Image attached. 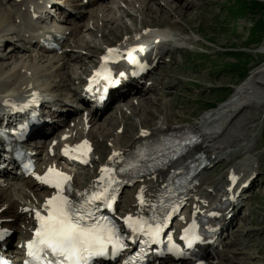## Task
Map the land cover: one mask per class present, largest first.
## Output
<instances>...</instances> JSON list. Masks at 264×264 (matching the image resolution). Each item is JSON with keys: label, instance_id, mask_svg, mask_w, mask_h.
Listing matches in <instances>:
<instances>
[{"label": "bare ground", "instance_id": "1", "mask_svg": "<svg viewBox=\"0 0 264 264\" xmlns=\"http://www.w3.org/2000/svg\"><path fill=\"white\" fill-rule=\"evenodd\" d=\"M103 1L104 0L94 1L93 4L96 5V8L92 10V12L96 10L95 14L97 17L100 16L102 19L106 17L104 18L105 20L112 21L118 24L117 27L129 31V27L122 20H118L112 16L108 17V15L110 13L116 14V10H119L121 11L120 16L122 14L123 16L130 17L133 14L132 8L128 9L127 6L138 0H111L109 4H102ZM146 1L147 3L157 1L159 4L161 2L160 0ZM174 1L175 3H179V5L175 4V6H170V9L179 15H185L186 13V10L182 8L196 4L193 0H170V2ZM50 2L54 7H58V9L62 10L66 8L56 4L53 0H1L0 5L2 3L9 6L8 11L0 7V37L3 38L1 46L4 44V41H6L7 35L12 34L18 36L19 39H22L27 44L28 42H33L35 46L29 45L35 50L45 51V48L39 47V44L42 43L40 40L44 39V35H46L47 26L44 25H61L57 26L55 29H51L56 32V34L51 37L55 39L58 44L61 43L66 34L70 38L77 36L78 33L83 31V26L86 30L93 29L90 25L82 24L80 18H76L73 25L66 24L68 23L67 17L60 20V17H63L60 12L59 18L51 16L48 21L44 20L43 17L50 12V8L48 9L47 6ZM68 2L72 4L74 0H67V4ZM76 2L80 5L79 1ZM87 2L88 0L86 3ZM183 3H185L184 6H181L180 4ZM79 5L76 6L79 7ZM108 5L110 6L107 7ZM150 5V3L147 4L145 8L152 10L149 7ZM101 6H104V8L107 7V9L99 10ZM111 7L115 8V13L114 9L112 10ZM83 8V10H86L88 7L84 6ZM41 12H45L46 14H41ZM130 20L132 21V18H130ZM192 20L193 17H190L187 13V15H185V21L192 22ZM19 22L27 27L26 30H21L16 26ZM164 23H166L165 19L159 21V24ZM134 30L133 33L131 31H126L128 37L124 38L116 45H110V43L105 42L102 47L94 41H83V43L73 42L75 43L73 46L65 43L67 46L61 47V57L55 54L45 57L44 55L38 54V52L33 53L29 51V49H25L26 46H24L23 49H20L18 46H13L9 51L13 53V56L12 53L9 56L10 58L13 57V60L10 62L6 61V63L0 62V103L9 108V111L6 113L9 115V112L15 109L13 100H10L13 99L14 95L26 97L33 89L41 91L42 96L38 97L39 113L34 109L35 112L33 115L38 118V128L44 127L43 130H40V133L43 135L45 132L49 131L51 132V137H53L52 141H49L51 145L47 146L46 149L37 150L38 154L36 157L42 162L39 163L37 169L32 174L25 176L22 173H17V171L15 173L5 170V172L0 175V222L3 227L8 226L14 228L15 232L18 231V236L27 235L31 226L33 214L39 210L48 199L56 194L57 190L47 188L44 182L37 179L38 176L43 177L42 174L46 166L64 165L65 163L77 168L82 164L92 166V170L86 173L88 177L83 181L81 180L79 186L74 187L72 195L79 197L85 192V188L95 186L101 180L103 176L101 167L103 165L105 168L113 169L121 163L125 153L133 149L134 146L144 138L153 135H163L167 131H178L181 129L180 126L184 125L167 123L168 117L175 115L172 108L180 103L178 93H173L174 97L170 99L169 105L165 108L163 112L164 118L162 120L144 126L141 121L139 125L126 122L125 125L130 129L129 134H125L124 130L121 133L114 131L111 134L104 133L103 131L101 136H109L108 140L110 143L102 146L98 156L95 157L96 152H94V149L96 146L95 148L91 147V149H89L88 145H86L80 149H76V146L82 145L83 141L80 140V138L72 136V134L78 132L92 138L95 137L96 134L92 131V126L94 123L98 122L101 109L106 108V104L110 101L104 103L102 106L95 103V100L92 101V106H90L89 101H86L84 109L88 110V113L85 118L74 115V113L79 114V116L81 115V111L76 110L68 113L63 118L64 125L62 123L53 122L48 124L46 122V120L52 119V114L54 113L50 114L51 112H45V109L43 110L42 105L49 103L47 101L49 98L46 99L43 97L44 95H49L48 97H60L59 100L58 98H54L52 106L60 110L70 111L71 108L67 107V103H64V101H67L68 94L70 91H73L77 95L81 93V91L73 88L72 80L74 77H70L64 69L68 66L69 61H82L83 48L84 46H90V44L94 47L99 45L100 49L97 60L92 65V68L109 59H114L117 65V72L123 73L125 77L123 81L128 83L127 89H131L134 93L142 95L149 90L156 91L157 87L160 85L161 91L159 92L158 101L170 94L169 88L172 84H176L175 78H170L163 84L160 80L142 81L140 78H142L143 74L140 77H134L127 72H137V70L134 69L137 65L142 67L148 66L147 71H152V69L157 66H162L161 62L164 59V52H166L163 48H170L171 45L175 43L183 44L186 39L165 29L154 30V26H149L143 19L139 28H135ZM57 35L60 36V38H57ZM102 35L103 34H101V36ZM117 36L118 35L115 37ZM37 37H39L40 40H36ZM140 41H144L143 44L139 45ZM47 43L50 44L49 40ZM110 49L113 51L109 52ZM131 51L142 52L136 59V62L127 57L128 53ZM15 54H20L18 59H16ZM105 57H107V59H104ZM44 63H47V65L38 70ZM85 68L84 64L81 63V70H79V72H82ZM250 72V75H247L244 80L238 84L232 85L233 91L225 101L209 108L204 114L194 120V122L187 124L188 127L186 128L193 129L194 138L197 139L194 146L195 149L190 153L188 158H191L193 154L201 151L204 154L205 165L197 174V181L192 186L191 195L185 203L187 211L184 213L183 219L179 221L176 229H179L184 223L195 222L201 214L197 209L198 206L200 204L203 205L210 198H212L214 202H221L227 199L230 200L229 204L216 208L212 213L214 216L209 215L216 221L215 229L217 231L216 238L219 237L218 241H220L223 236L225 225L231 223V221L237 217V206L233 204L234 200L237 199L241 186L246 183H249V186L251 185V181L253 180L252 177L258 166L257 161L246 154L248 152L250 153V151H248L249 149H247V145L251 141L250 138L260 129L259 126L252 124V114L250 113L258 109L264 111V62L254 67ZM167 75L166 72L163 74V76ZM42 77L49 79L46 83V87L41 84L40 79ZM58 77H62V80L59 81L66 82L60 84L57 79ZM59 89L66 90V94L63 96V93H58ZM120 93L122 92L117 93V95H120ZM30 97L34 98L35 95H31ZM133 98H136V96L134 95ZM131 104H134V102L132 101ZM28 109H31V106L26 107L24 110L16 109V115L20 116L28 111ZM89 125L92 126L90 127ZM142 133H147V135H142ZM26 142H28V140H26ZM101 143L102 141H98V146H100ZM62 148L68 149V153L64 154L61 151ZM92 151L94 154H92ZM85 152L86 155H84ZM48 153L51 155L44 161L42 156L48 155ZM113 153H119V156H113ZM69 154L77 155L80 158H70L67 156ZM109 157H112V159H109ZM188 158L182 159V161H179L177 164L187 162ZM221 158H224L227 164L234 161V159H239L228 168L225 178L206 182L208 170L219 162ZM85 161L87 162L85 163ZM81 168L82 166L80 169ZM167 172L168 170L156 171L151 175L143 176L131 182L129 185L136 183L134 186H131L134 190L132 194L134 197H132V200L128 204L120 207L118 212L135 214L141 208L144 201L152 198L162 190L160 186L163 185ZM231 177H235L237 182L233 185H228V183L233 182L230 180ZM11 180L21 181V186ZM40 190L42 191L41 194ZM121 191L122 188L120 189V192ZM121 196L122 195H120V198ZM141 199H143V203H141ZM230 213L232 214L229 217ZM220 226L222 230H220ZM3 241L7 242V247L11 246L15 251L19 250L17 248L18 241L15 245H12L7 231H5V238ZM218 248L217 246L209 248L206 252V259L210 261L219 259L217 264H219V262L222 264V258L220 257Z\"/></svg>", "mask_w": 264, "mask_h": 264}, {"label": "rangeland", "instance_id": "2", "mask_svg": "<svg viewBox=\"0 0 264 264\" xmlns=\"http://www.w3.org/2000/svg\"><path fill=\"white\" fill-rule=\"evenodd\" d=\"M55 1L62 3V0ZM76 1H79L80 5ZM94 1L97 0H88L87 3H84L83 0H74L70 5L67 16L68 23L66 24L73 25L75 18H80L82 24L90 25L93 29L86 30L83 26V31L74 38L67 35L65 42L61 45L62 47L70 44L73 46L75 45L73 42L83 43V41H94L102 47L105 42L116 45L128 37L127 32L131 31L133 33L135 28H139L142 19L149 26H154V30L165 29L186 39L183 44L175 43L170 48L164 47L163 50L166 52H164V59L161 62L162 66H157L150 76L147 74L146 77L142 78L144 81L160 80L163 84L168 79L175 78L176 84L171 85L168 96L158 101L159 92L161 91L160 85L156 91L149 90L142 95L136 94L132 90L124 91L120 95L116 93L106 105V108L101 110L98 122L94 123L93 126L89 125L92 126V131L96 134L95 137L92 138L78 132L72 134V136L80 138L83 142L87 141L89 149L96 146V150L94 149V152H96L95 157L98 156L102 146L110 143L109 136H101L103 131L111 134L114 131L121 133L124 130L125 134H129L130 129L125 125L126 122L138 125L142 122L144 126L162 120L164 118L163 112L175 93H178L180 103L172 108L175 115L169 116L167 123L173 125L184 124L181 126H186L188 123L194 122L209 108L225 101L233 91L232 85L244 80L247 75H250V71L254 67L264 62V0H193L196 4L182 8L186 10L185 15L188 13L190 17H193L192 22L185 21V15H179L171 11L170 6L179 5L175 1L160 0L159 4L157 1L147 3L146 0H138L127 6L128 9L132 8L133 14L130 17L122 14L120 16L121 11L119 10H116V14L110 13L108 15V17L112 16L122 20L129 27V31L117 27L118 24L112 21L105 20L106 17L103 19L100 16L97 17L96 10L92 12L96 8V5L93 4ZM110 1L104 0L102 4H109ZM149 3L152 10L145 8ZM184 4L180 5L184 6ZM76 5H79V7ZM84 6L88 8L83 10ZM0 7L6 9V11L9 9L7 4L1 3ZM107 7L101 6L99 10H106ZM111 9H114L115 13V8L111 7ZM48 14L56 17V14L59 15V11L54 7ZM130 18H132V21ZM161 19H165L166 23L159 24ZM16 26L22 29L21 23H17ZM101 34L103 35L101 36ZM116 35L118 36L115 37ZM99 45L96 47L91 44L90 46H84L82 61H69L68 66L64 69L70 77H74L72 80L73 88L76 89L77 86L81 85L82 81L78 80L80 75H84V72L90 66L92 68V65L96 62L100 52ZM13 46H18L20 49L26 46L25 49H29L33 53L38 52V54L45 57L54 54L60 57L62 55V49L57 52L37 51L31 45L19 39L18 36L8 34L6 41L0 47V62L6 63V61L13 60V57H9L12 53L9 51ZM19 55L15 54L16 59ZM81 63L86 68L79 72ZM45 65L47 63L40 66L38 70L45 67ZM165 72L168 74L167 76H163ZM42 78L40 79L41 84L46 87L49 79ZM57 79L58 81L62 80V77ZM64 82L66 81H59L60 84ZM58 93L66 92L59 89ZM134 95L136 98H133ZM44 96L46 99L48 98L47 95ZM132 101L134 104H131ZM250 114H252V124L260 127L259 131L250 138L251 141L247 145L250 153H246L258 163L255 172L256 177L251 181V185L247 187V191H242L236 199L237 217L227 224L223 236L218 241L220 244L218 252H220L222 258V264H264V111L258 109ZM74 115L85 118L87 114L81 111L80 116L76 113ZM52 120L54 123L64 125V121L59 115H56ZM48 138L49 136L41 149H46ZM98 141H102L100 146H98ZM45 158L46 156H42L43 160ZM239 158L228 164L224 158H221L208 170L206 182L225 178L228 168L235 164ZM40 162L42 161H38L37 165ZM92 168L87 164L82 166L80 172L74 177V186H79L80 181L88 177L86 173L90 172ZM11 181L21 186V181ZM133 192L131 186L124 189L118 205L119 210L120 207L125 206L132 200V197H134ZM9 230L10 242L15 245L18 231L15 232L12 227ZM218 261L219 259L214 261L206 259L204 264H217ZM171 263L186 264L170 260L158 264Z\"/></svg>", "mask_w": 264, "mask_h": 264}, {"label": "snow or ice", "instance_id": "3", "mask_svg": "<svg viewBox=\"0 0 264 264\" xmlns=\"http://www.w3.org/2000/svg\"><path fill=\"white\" fill-rule=\"evenodd\" d=\"M112 51L109 50V52ZM104 78L108 79L109 77L105 75ZM142 135H147V133H142ZM86 145L87 141H84L82 145H77L76 149ZM113 156H119V153H113ZM124 170L120 169V171ZM102 171L110 173L111 170L102 169ZM37 179L52 185L57 189V192L45 202L47 215H42L39 211L36 212L39 226L35 230L34 238L28 241L29 255L34 258L35 264H90L94 257L108 255L115 257L125 247L123 240L117 234V228L111 221L86 222L93 218V213L87 211L85 205L93 201L105 200L107 206L112 207V200L115 199V196L112 195L109 198V188L114 182L111 175L108 176L107 184L102 191L93 192L78 206L63 194L64 186L71 177L54 168H49L43 177L38 176ZM68 191L71 189L69 188ZM141 203H143V199H141ZM125 221L134 233L143 232L153 241L159 237L163 228L161 224H156L155 227L148 225L145 229L143 226L145 222L134 220L131 216L126 217ZM185 232L188 233L189 229H185ZM2 236L3 232H0V238ZM199 239L200 237L193 233L189 240V247L193 240ZM109 246H111L110 252Z\"/></svg>", "mask_w": 264, "mask_h": 264}]
</instances>
